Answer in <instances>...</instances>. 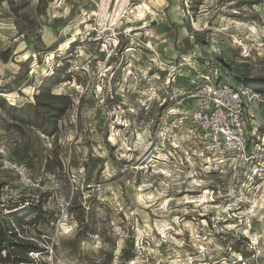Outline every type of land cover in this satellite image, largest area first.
<instances>
[{"label":"rangeland","instance_id":"rangeland-1","mask_svg":"<svg viewBox=\"0 0 264 264\" xmlns=\"http://www.w3.org/2000/svg\"><path fill=\"white\" fill-rule=\"evenodd\" d=\"M39 2L0 0V216L30 261L264 264V0ZM209 74L260 97L247 157L205 138ZM48 77L71 103L57 134L18 131Z\"/></svg>","mask_w":264,"mask_h":264},{"label":"built area","instance_id":"built-area-1","mask_svg":"<svg viewBox=\"0 0 264 264\" xmlns=\"http://www.w3.org/2000/svg\"><path fill=\"white\" fill-rule=\"evenodd\" d=\"M205 94L208 97V111H202L197 116L201 122L210 126L205 138L216 152L236 153L242 157L248 156L247 131L245 112L248 103L253 99L260 100L259 95L250 97L244 90H238L229 84L217 83L212 75H205ZM171 126V125H170ZM173 128H177V125ZM261 146L264 151L263 144ZM3 167L14 171L25 185L31 184L28 168L23 163L11 159L3 160Z\"/></svg>","mask_w":264,"mask_h":264},{"label":"trees","instance_id":"trees-1","mask_svg":"<svg viewBox=\"0 0 264 264\" xmlns=\"http://www.w3.org/2000/svg\"><path fill=\"white\" fill-rule=\"evenodd\" d=\"M54 1L40 0L37 11H40L42 7L46 8ZM61 83L55 77H48L43 81L40 93L35 96L34 104L27 103L12 108L19 115V124L14 125L18 131L28 126L49 137L57 134L59 118L67 112L71 104L67 97L52 93V87ZM2 188L3 185L0 184V196ZM40 209L34 207L32 213L38 216L41 214ZM22 220L18 214H14L11 218L0 216V264H33L29 259V254L40 252L38 245L18 237L16 224Z\"/></svg>","mask_w":264,"mask_h":264},{"label":"bare ground","instance_id":"bare-ground-1","mask_svg":"<svg viewBox=\"0 0 264 264\" xmlns=\"http://www.w3.org/2000/svg\"><path fill=\"white\" fill-rule=\"evenodd\" d=\"M105 3H106V2H105ZM105 3H104V6H103V7L106 6ZM127 3H128V2H127ZM127 3H126V4H127ZM124 5H125V4L119 2L117 7H118L120 10H121V9L124 10L125 7H126V6H124ZM105 8H106V7H105ZM105 8H103V10H104ZM120 10H119V11H120ZM138 10H139V9H138ZM140 11H141V12L139 13V16H138V17H139L140 19H143V17H144V12H143L142 8H140ZM118 14H119V12H118ZM142 14H143V15H142ZM153 14H154V13H153ZM115 15H116V14H115ZM115 18H116V17H115ZM139 18H138V19H139ZM113 19H114V18H113ZM100 20H101V19H100ZM115 21H116V20H115ZM115 21H114V22H115ZM114 22H113V23H114ZM204 198H205V197H204ZM204 198H203V199H204ZM189 199H190V198H189ZM195 202H198V201H194V200L192 201V200H189V201H187L186 203H187V204H190V203H195ZM206 264H207V263H206Z\"/></svg>","mask_w":264,"mask_h":264}]
</instances>
